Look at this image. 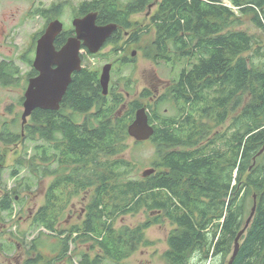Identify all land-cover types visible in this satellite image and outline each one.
I'll return each instance as SVG.
<instances>
[{"label": "trees", "instance_id": "obj_1", "mask_svg": "<svg viewBox=\"0 0 264 264\" xmlns=\"http://www.w3.org/2000/svg\"><path fill=\"white\" fill-rule=\"evenodd\" d=\"M152 5L156 9L148 26L131 21ZM92 13L97 26H117L107 41L113 54L124 50L117 44L126 33L124 43H138L153 29L144 58L185 65L163 94L153 96L147 89L139 94L151 102L149 141L155 155L150 165L154 172L147 177L131 178L134 165L121 157L128 147V126L142 108L138 98L126 102L129 80L123 93L115 84L104 96L99 71L82 65L58 111L34 110L22 126L23 137L17 119L10 124L19 130L3 126L4 146L30 143V154L16 160L10 177H18L24 164L33 177H52L43 204L31 217L38 237L29 250L37 253L21 264L44 260L38 250L42 236L58 239L53 248L59 247V253L48 264H74L71 243L88 249L78 264H120L148 244L147 229L165 221L174 226L163 253L166 264H192L195 256L202 264L215 258L222 264L231 258L254 197L255 212L232 264H264V50L254 36L237 29L240 18L251 15L264 32V0H89L77 6L75 16ZM70 36L73 31L67 29L56 42ZM131 61L117 58L114 63L122 67ZM0 82L6 84L2 75ZM230 115L227 129H217ZM4 159L0 155V178ZM23 182L0 192V215H11L19 191L30 189ZM90 190L80 224L60 229L72 199ZM140 212L148 214L143 223L114 227L117 219Z\"/></svg>", "mask_w": 264, "mask_h": 264}, {"label": "rangeland", "instance_id": "obj_2", "mask_svg": "<svg viewBox=\"0 0 264 264\" xmlns=\"http://www.w3.org/2000/svg\"><path fill=\"white\" fill-rule=\"evenodd\" d=\"M83 1L89 0H0V62L3 59L15 60L24 73L27 68L19 62L20 55L24 52L26 58L30 56L27 52L34 48L35 35L41 33L47 27L50 19L53 18L60 20L66 29H72V20L77 18L75 16L76 8ZM53 5L58 8L57 10L61 11V15L57 18V16H54L53 11L48 13V18H43L39 9L47 10ZM224 5L231 7L227 2H224ZM155 9L156 6L152 5L146 11L133 16L131 21L138 24V27H146L149 24V17L155 12ZM234 11L236 12V10ZM236 14L238 13L236 12ZM251 18V15L240 18L241 25L237 29L254 36L259 46L264 50V32L252 23ZM153 34V29H150L148 33L142 35L138 43H124L129 36V33H126L123 42L117 44L124 49L119 51L118 55L111 52L113 46L107 43L95 56L82 50L81 64L98 70L100 74L106 65H111L108 90H110L111 85L117 84L119 87L117 92L123 93L125 81L129 80L130 94L125 95L127 103L131 100L139 99V94L144 89L149 90L153 96L161 95L178 78L185 62L171 66L163 63L155 64L145 59L143 50L150 46ZM251 54H248V56ZM117 58H128L133 59V61L127 62L121 67L120 64L114 63ZM22 92V89L18 87L14 88L0 84V124H3V122L10 124L11 121H15L12 118L23 113L24 108L19 103ZM139 101L146 110L147 104L151 103L146 99H139ZM8 106L10 111H8ZM169 107L166 106V108L170 109ZM232 118L233 115H230L229 119L217 129L222 132L226 130ZM21 123L22 120H17L19 128ZM19 128L11 129L17 131ZM127 145V150L121 157L134 165L133 173L130 175L131 178L139 179L142 177L143 172L150 169L155 155V147L149 140L136 144L132 138L127 140ZM29 146L30 143L28 142H24V144L20 142L17 145L10 146H4L0 142V154L5 158L4 170L0 178V192L3 191L4 187L8 190L13 189L18 184V180L21 179H24V188L26 185L30 186L29 190L19 191L18 202L16 201L14 204L11 215H0V264H21L30 256L35 257L37 253L29 250L32 240L38 237V232L31 226V217L43 204L44 194L52 181V177H33L27 169V164H24V169L18 177L14 179L10 177V172L16 160L19 158V160L24 161L25 154H30ZM91 193V190L86 191L72 199L59 224L60 229L80 224L84 218L83 210H85L90 200ZM147 218L148 214L145 212L126 215L117 219L114 227H135L146 221ZM173 228L174 226L167 221L161 226H151L145 232V239L148 244L140 246L128 259L120 264H166L163 259V253L167 250V236ZM41 240L42 244L38 250L44 260L38 262V264H48V260L59 253V247L53 248L57 244L58 239L42 236ZM83 252H88L86 245L69 244V254L74 264H78L79 255ZM90 255L93 256L92 253ZM198 257L192 258V264H202ZM229 259L230 256L222 264H227ZM61 264L70 263L68 260H64ZM104 264L113 263L105 261ZM203 264H220V260L215 258Z\"/></svg>", "mask_w": 264, "mask_h": 264}, {"label": "water", "instance_id": "obj_3", "mask_svg": "<svg viewBox=\"0 0 264 264\" xmlns=\"http://www.w3.org/2000/svg\"><path fill=\"white\" fill-rule=\"evenodd\" d=\"M96 14H88L84 17L72 20L73 36L69 37L66 43L55 50L53 42L63 31V24L55 19L50 22L44 33L36 42L35 58L33 68L38 76L29 81L28 88L24 94L22 113V124L36 110L58 111L63 97L71 83L74 73L81 70L82 48H85L90 55L97 54L107 43L109 38L116 31L117 26H97ZM111 65H106L100 74L99 82L103 95L108 94ZM124 108V107H123ZM148 111L142 107L135 112L133 122L128 126L127 133L135 143L150 140L153 135V128L148 121ZM153 169L143 172L142 176L147 177L153 174ZM256 201L246 221L244 229L238 234L234 250L228 264H232L239 247V240L248 228L254 215Z\"/></svg>", "mask_w": 264, "mask_h": 264}, {"label": "flooded vegetation", "instance_id": "obj_4", "mask_svg": "<svg viewBox=\"0 0 264 264\" xmlns=\"http://www.w3.org/2000/svg\"><path fill=\"white\" fill-rule=\"evenodd\" d=\"M55 7L56 6L53 5V6H50L47 10H40L39 9V11H41V16L43 17V13H45V12H48L49 13V12L55 11ZM37 11H38V9H37ZM43 18H45V17H43ZM53 20H55V18L50 19V22H52ZM50 22H48L47 25ZM45 29H46V27H45ZM45 29L40 33L39 37L44 33ZM66 30L67 29L65 28V26L63 24V31H62V33L64 31H66ZM72 31H73V28H72ZM73 34H74V32H73ZM59 36H57L55 38L54 42H53V46H54V49L55 50H59L66 43V41L68 40V38H67L63 43L61 41L60 42H56ZM39 37L36 38V40H35V44H34L33 50L30 49L27 52V54H30L31 57L30 56H27V58H26V56H24V52H23L22 55H20L19 62L21 64H23V66L25 65V67L27 68V70L24 71V73L21 71V67L19 66V64L16 63L15 60H12V59H8V60L3 59L2 62H0V65H4V67L0 69V76L2 75L6 79V84H4V86H9V87H14V88H17L18 87V88L22 89V91H23L22 92V96L19 99V103H20V105L22 107H23V104H24V94H25V92H26V90L28 88L29 81L31 79H34V78H36L38 76V73L33 68V61H34V58H35L36 42L39 39ZM82 50L83 51H86L85 48H82ZM25 59H29L31 62L30 63H27L25 61ZM81 62H82V54H81ZM0 84L3 85V83H1V82H0ZM24 85H25V89H24ZM7 108H8V111H10V107L8 106ZM14 119L22 120V113L20 115H17L15 118H12V120H14ZM23 125L24 124L21 123L20 136H22V137H23V134H24V131H23L24 129L22 127ZM3 126H5L7 129H11V124H9L8 122H3V124H0V134H1V131L3 129ZM14 145H17V144H14ZM0 155H2V154H0ZM83 211H84V215H85V210H83Z\"/></svg>", "mask_w": 264, "mask_h": 264}, {"label": "built area", "instance_id": "obj_5", "mask_svg": "<svg viewBox=\"0 0 264 264\" xmlns=\"http://www.w3.org/2000/svg\"><path fill=\"white\" fill-rule=\"evenodd\" d=\"M228 4V3H227ZM229 5V4H228Z\"/></svg>", "mask_w": 264, "mask_h": 264}]
</instances>
